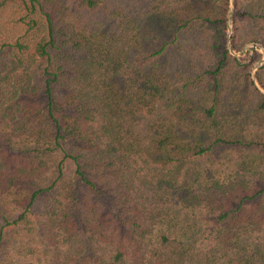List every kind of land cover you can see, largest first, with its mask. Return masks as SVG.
I'll return each instance as SVG.
<instances>
[{"label":"trees","instance_id":"1","mask_svg":"<svg viewBox=\"0 0 264 264\" xmlns=\"http://www.w3.org/2000/svg\"><path fill=\"white\" fill-rule=\"evenodd\" d=\"M141 1L0 0V264H264V0Z\"/></svg>","mask_w":264,"mask_h":264},{"label":"rangeland","instance_id":"2","mask_svg":"<svg viewBox=\"0 0 264 264\" xmlns=\"http://www.w3.org/2000/svg\"><path fill=\"white\" fill-rule=\"evenodd\" d=\"M112 4L118 5L121 9L126 10V12L134 19H139L145 21L147 14L145 15V8H144V3L141 0H111ZM16 13V10L14 8H11L10 5H7L4 9H0V38L2 37H13L17 36L20 34V30L17 28L18 26L15 25L13 22V16ZM94 19H97V17H94ZM250 28V24L246 23L245 25V32H248ZM164 33H159V30L155 29L153 32L150 33V40L152 41H157L160 38L163 37ZM248 33H244V37H247ZM147 36L145 35V38ZM254 47L258 48V50L261 53L260 58L256 59L251 71L252 73H255V70L258 66H260L264 62V46L261 45L260 43L250 40V41H245L241 51L246 50L248 47ZM232 53H239V51L231 49ZM180 58L178 59H172L171 66L173 68H176L180 63ZM255 77V75H254Z\"/></svg>","mask_w":264,"mask_h":264},{"label":"water","instance_id":"3","mask_svg":"<svg viewBox=\"0 0 264 264\" xmlns=\"http://www.w3.org/2000/svg\"><path fill=\"white\" fill-rule=\"evenodd\" d=\"M252 76H253V78H255L254 77V73H252ZM255 82H256V84L259 86V84L257 83V81L255 80ZM260 87V86H259ZM260 89L262 90V91H264V89L262 88V87H260Z\"/></svg>","mask_w":264,"mask_h":264}]
</instances>
